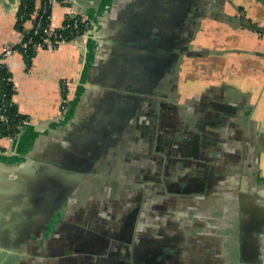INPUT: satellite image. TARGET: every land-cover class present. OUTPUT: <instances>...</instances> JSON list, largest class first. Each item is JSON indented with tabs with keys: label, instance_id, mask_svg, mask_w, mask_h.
Returning a JSON list of instances; mask_svg holds the SVG:
<instances>
[{
	"label": "crops",
	"instance_id": "crops-1",
	"mask_svg": "<svg viewBox=\"0 0 264 264\" xmlns=\"http://www.w3.org/2000/svg\"><path fill=\"white\" fill-rule=\"evenodd\" d=\"M17 5L0 0V58L21 39ZM70 14L88 24L76 43L37 50L28 70L20 53L0 59L27 117L16 137H0V264L7 249L39 239L46 200L87 194L86 184L145 181L155 169L162 185L210 184L165 192L178 218L159 227L175 230L176 261L264 264V0H60L51 27ZM191 26L184 46L193 54L176 59L169 92L164 57L178 47L169 52L162 41ZM189 69L200 75L184 89ZM90 161L93 173L72 177L69 168Z\"/></svg>",
	"mask_w": 264,
	"mask_h": 264
},
{
	"label": "flooded vegetation",
	"instance_id": "flooded-vegetation-1",
	"mask_svg": "<svg viewBox=\"0 0 264 264\" xmlns=\"http://www.w3.org/2000/svg\"><path fill=\"white\" fill-rule=\"evenodd\" d=\"M174 28L180 29L177 25ZM191 28L190 31L169 32L162 41L169 52H172V48L178 47L177 55L168 54L164 57L167 68L165 87L169 92L174 86L175 75L172 71L176 59L181 55L193 54L186 52L184 46L192 36L195 26ZM158 76V72L152 70L149 75L150 82L153 84ZM150 105L152 114L155 111L158 113L160 104L156 105L152 100ZM201 147L204 151L207 148L204 145ZM203 154L200 153L198 156ZM151 175L145 181L136 178V182L129 185L107 183L101 188L98 183L86 184V186L90 185L91 193L78 194L70 190L72 192L70 198L46 200L39 209L40 231L37 235L39 239L33 242L31 247L7 249L9 257L6 262L8 264L11 262L13 264H180L179 260L176 261L177 254L173 241L175 230L165 233L159 227L160 224L174 226L178 218L175 211L178 201L172 197L166 198L165 192L176 193L180 190L187 192L190 187L202 191L209 188L210 184L162 185L159 183L158 169H155ZM70 187L71 185L68 189ZM57 196L59 197L58 193ZM105 200L109 201L111 208L106 205ZM119 202L121 207L118 205Z\"/></svg>",
	"mask_w": 264,
	"mask_h": 264
},
{
	"label": "trees",
	"instance_id": "trees-1",
	"mask_svg": "<svg viewBox=\"0 0 264 264\" xmlns=\"http://www.w3.org/2000/svg\"><path fill=\"white\" fill-rule=\"evenodd\" d=\"M47 4V0H21V5L16 13L15 30L21 34V42L15 46L19 52L23 51L22 45L26 44V54L23 55L26 69L28 70L32 65V59L37 52V46L43 44L46 36L43 34V27L45 26V17L50 16L51 8H48L46 16L44 14L41 27L37 29L38 16L43 11ZM39 8L37 9V6ZM28 22L30 23L27 27ZM258 32L260 28L254 27ZM69 29H63L58 34L65 38V41H70L72 38L69 35ZM83 31V29H82ZM83 33V32H82ZM264 57V55L258 54ZM2 60V57L0 58ZM15 94V86L12 81V76L3 63H0V137L14 138L21 133L24 122L27 117L21 115L15 103L12 100Z\"/></svg>",
	"mask_w": 264,
	"mask_h": 264
},
{
	"label": "built area",
	"instance_id": "built-area-1",
	"mask_svg": "<svg viewBox=\"0 0 264 264\" xmlns=\"http://www.w3.org/2000/svg\"><path fill=\"white\" fill-rule=\"evenodd\" d=\"M60 2V0H47V4H45L42 13L40 14V16H38V22H37V29L41 27V22L43 21V17L44 14L46 16V13L48 11V8H51L58 4ZM21 5V0H18V5L16 8V13L19 10V7ZM39 8V5L37 6V9ZM51 15V14H50ZM46 21H45V26L43 27L42 31L43 34L46 36V38H44L43 40V44H40L37 46V50H54L56 49L58 46L64 44V43H76L78 40H80L82 38V35L84 34V32L88 29V24L87 22L79 15H68L62 24V27L60 29H53L50 25V16H46L45 17ZM29 23V22H28ZM30 25V23H29ZM63 29H69V35L72 38L70 41H65V38L58 34L57 32L63 30ZM83 29V31H82ZM83 32V33H82ZM22 38V37H21ZM21 42V39H20ZM19 42V43H20ZM18 43V44H19ZM17 44V45H18ZM16 46V45H15ZM15 46H10L7 47L3 53H2V59H6L10 56H12L15 53H20L22 56L24 54H26L27 50H26V44L22 45L23 51L19 52L17 49H15ZM62 101H61V105H60V110L61 111H65L66 109V97H65V93L68 89L69 83L68 82H62ZM25 124V122L23 123Z\"/></svg>",
	"mask_w": 264,
	"mask_h": 264
},
{
	"label": "water",
	"instance_id": "water-1",
	"mask_svg": "<svg viewBox=\"0 0 264 264\" xmlns=\"http://www.w3.org/2000/svg\"><path fill=\"white\" fill-rule=\"evenodd\" d=\"M217 14V13H216ZM221 18L224 20V21H232L233 19L231 17H228V16H224V15H221ZM238 21V20H236ZM152 45H158L156 43L155 40H152ZM195 56H200V53H197V54H194ZM137 75V73H135ZM118 78H123L119 75ZM91 149H94V147H92ZM92 163L93 162H87L85 164V166H78V167H71L69 168L70 170V174L72 175L73 178H85L87 177L88 175H90L91 173H93V170L91 169L92 168ZM78 186V184H72L70 189L71 190H75L76 187ZM59 188H62L60 186H56V190L59 189Z\"/></svg>",
	"mask_w": 264,
	"mask_h": 264
},
{
	"label": "rangeland",
	"instance_id": "rangeland-1",
	"mask_svg": "<svg viewBox=\"0 0 264 264\" xmlns=\"http://www.w3.org/2000/svg\"><path fill=\"white\" fill-rule=\"evenodd\" d=\"M183 69H185V67H183ZM192 70L193 69H189V70H186V71L182 72V79L185 78V80L181 82L184 89H186L187 85L189 83H191V81H193V80L196 81L197 80L196 78H198L199 75H200L198 72L197 73L192 72ZM205 84H209L210 85V81L209 82H205ZM183 92H185V91H183ZM105 201H107V200H105ZM111 201H113V200H111ZM106 203H107L106 205L109 206V204H110L109 201H107ZM118 205L120 207L122 206V205H120V202L118 203ZM109 208H111V206H109ZM5 264H8V263H5Z\"/></svg>",
	"mask_w": 264,
	"mask_h": 264
}]
</instances>
